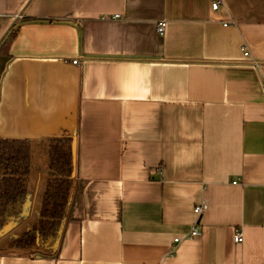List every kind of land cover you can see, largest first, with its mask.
<instances>
[{
    "label": "crops",
    "instance_id": "1",
    "mask_svg": "<svg viewBox=\"0 0 264 264\" xmlns=\"http://www.w3.org/2000/svg\"><path fill=\"white\" fill-rule=\"evenodd\" d=\"M212 2L0 0V139L32 144L0 264H264V0ZM54 139L76 148L61 232L16 250Z\"/></svg>",
    "mask_w": 264,
    "mask_h": 264
},
{
    "label": "trees",
    "instance_id": "2",
    "mask_svg": "<svg viewBox=\"0 0 264 264\" xmlns=\"http://www.w3.org/2000/svg\"><path fill=\"white\" fill-rule=\"evenodd\" d=\"M11 38L5 43L9 46ZM32 144L29 140L0 139V230L19 217L25 206L31 175ZM72 139L50 142V178L37 226L12 243L16 250L38 245L52 247L62 227L74 173Z\"/></svg>",
    "mask_w": 264,
    "mask_h": 264
},
{
    "label": "built area",
    "instance_id": "3",
    "mask_svg": "<svg viewBox=\"0 0 264 264\" xmlns=\"http://www.w3.org/2000/svg\"><path fill=\"white\" fill-rule=\"evenodd\" d=\"M223 4V0H213L212 2V9L214 11H217L221 8ZM166 27H167V22L165 21H162L158 24V27H157V32L160 36H164L165 35V32H166ZM249 52L247 51H244V56L245 57H249ZM74 64L77 65L78 62L77 61H74ZM263 94H264V86H263ZM207 203L206 202H203L201 204H198L195 206L194 208V213L197 217H201L205 211L207 210ZM200 227H199V224L196 225L193 230H192V233H191V236L192 237H196V236H199L200 235ZM180 240L179 239H176L175 240V243H178ZM235 242L236 243H242L243 242V236L241 233H238L236 236H235Z\"/></svg>",
    "mask_w": 264,
    "mask_h": 264
},
{
    "label": "water",
    "instance_id": "4",
    "mask_svg": "<svg viewBox=\"0 0 264 264\" xmlns=\"http://www.w3.org/2000/svg\"><path fill=\"white\" fill-rule=\"evenodd\" d=\"M75 151H76V148H75V144H74V146H73L74 166H76V156H75L76 152ZM73 176H74V173H73Z\"/></svg>",
    "mask_w": 264,
    "mask_h": 264
}]
</instances>
